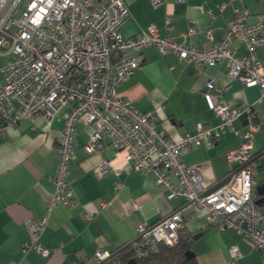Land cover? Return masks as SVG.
<instances>
[{"label": "built area", "instance_id": "2783aa9c", "mask_svg": "<svg viewBox=\"0 0 264 264\" xmlns=\"http://www.w3.org/2000/svg\"><path fill=\"white\" fill-rule=\"evenodd\" d=\"M23 1L0 0V55L8 56L1 67L0 138L23 120L43 118L48 125L56 116L63 120L48 213L59 204L77 202L69 176L76 123L91 124L95 130L84 145L87 154L100 149L105 136L112 148L124 151L131 170L154 174L167 199L183 197L187 206L204 210L207 223L220 231L233 229L260 252L264 264V214L255 204L253 188L257 170L253 142L260 128L255 104L264 99V62L256 49L264 45V17L248 22V11L234 7V16L220 40L196 47L160 35L155 24L123 38L120 27L131 16L124 0H26L20 9ZM164 1L151 3L156 7ZM209 15L214 16L212 12ZM195 31L189 28L186 34ZM204 34L212 40L210 29ZM236 42L245 45V55L236 54ZM149 46L198 67L224 59L228 78L237 79L245 87H257L259 96L254 103L237 105L222 95L229 85L209 79L205 90L213 93L212 110L219 123L214 127L198 123L194 134L171 140L156 129L155 112L139 111L116 92L142 65V49ZM237 119L242 121V128L233 126ZM226 131H233L238 138L237 147L225 154L226 161L234 165L232 176L205 194L208 187L203 183L200 165H186L181 153L203 139L212 144ZM107 169L103 161L93 171L101 176ZM104 205L101 201L100 206ZM183 209H174L154 223H139L130 242L134 257L145 258L158 253L162 245H175L184 226ZM91 219L86 216L87 221ZM46 221L43 217L27 223L28 241L23 244V254L30 249L48 254L40 244ZM228 254L233 264L242 255L236 245L228 248ZM108 256L107 251L97 249L94 264H101Z\"/></svg>", "mask_w": 264, "mask_h": 264}, {"label": "crops", "instance_id": "0c3cea01", "mask_svg": "<svg viewBox=\"0 0 264 264\" xmlns=\"http://www.w3.org/2000/svg\"><path fill=\"white\" fill-rule=\"evenodd\" d=\"M124 1L131 16L120 27L123 38L155 24L160 35L184 40L196 47L220 40L226 24L234 16V7L248 11V22L264 17V0H243L242 4L239 0H165L156 7L151 0ZM189 28L196 31L186 34ZM206 29H210L212 40L205 36ZM233 45L236 54L247 53L243 43ZM256 51L264 62V45ZM142 56L144 62L117 87V95L139 111L155 112L156 129L171 140L176 141L186 133L194 134L198 123L205 127L219 123L212 110L213 93L205 90L209 79L229 85L222 95L237 105L254 103L259 96L257 87H245L237 79L228 78L224 59L212 66L198 67L173 54L163 55L155 46L142 49ZM7 58L0 55V86L3 83L1 67ZM255 109L260 128L253 142L257 164L253 188L264 181V99L255 104ZM62 125L59 116L49 125L43 118L27 119L0 138V264H94L93 254L97 249L109 253L101 262L108 264L105 261L117 249L134 239L139 223H154L179 208H184L185 232L195 236L191 248L198 264H233L228 254V248L233 245L242 253L235 264H262L260 252L233 229L220 231L207 223L204 210L187 206L183 197L167 199L153 173L144 175L131 170L124 151L112 148L105 136L102 147L87 154L84 145L95 130L91 124L76 123L69 176L77 202L59 204L48 213ZM233 126L242 128V121L235 120ZM237 145L238 138L233 131H226L212 144L203 139L182 151L181 158L188 166L200 165L203 183L209 188L234 167L226 161L225 154ZM103 161L108 169L97 176L93 170ZM101 201L105 202L103 207ZM258 209L264 214V203ZM87 215L91 216L90 221L86 220ZM43 217L47 221L40 244L48 249V254L42 255L33 249L23 254V244L28 241L27 223Z\"/></svg>", "mask_w": 264, "mask_h": 264}, {"label": "trees", "instance_id": "16d2710c", "mask_svg": "<svg viewBox=\"0 0 264 264\" xmlns=\"http://www.w3.org/2000/svg\"><path fill=\"white\" fill-rule=\"evenodd\" d=\"M193 238L194 235L185 232L182 227L179 231L178 242L173 246L162 245L156 254L145 258H136L131 244L128 243L117 249L105 262L108 264H129V260L134 259L133 264H198L191 248Z\"/></svg>", "mask_w": 264, "mask_h": 264}, {"label": "water", "instance_id": "95a60500", "mask_svg": "<svg viewBox=\"0 0 264 264\" xmlns=\"http://www.w3.org/2000/svg\"><path fill=\"white\" fill-rule=\"evenodd\" d=\"M231 176L232 173H229L222 179L218 180L216 183H214L206 190L205 194H209L210 192H213L214 190L218 189L219 187L227 183L230 180ZM254 193L257 195V198L255 199V204L258 206L261 203H264V181L254 187ZM128 263L133 264L134 259H130Z\"/></svg>", "mask_w": 264, "mask_h": 264}, {"label": "rangeland", "instance_id": "374dc122", "mask_svg": "<svg viewBox=\"0 0 264 264\" xmlns=\"http://www.w3.org/2000/svg\"><path fill=\"white\" fill-rule=\"evenodd\" d=\"M25 3H26V0H24V1L20 4L19 8L22 9V7H24Z\"/></svg>", "mask_w": 264, "mask_h": 264}]
</instances>
